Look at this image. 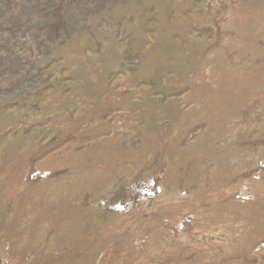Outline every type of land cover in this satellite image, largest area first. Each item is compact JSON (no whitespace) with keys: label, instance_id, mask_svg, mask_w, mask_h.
Segmentation results:
<instances>
[{"label":"rangeland","instance_id":"obj_1","mask_svg":"<svg viewBox=\"0 0 264 264\" xmlns=\"http://www.w3.org/2000/svg\"><path fill=\"white\" fill-rule=\"evenodd\" d=\"M0 264H264V0H0Z\"/></svg>","mask_w":264,"mask_h":264}]
</instances>
